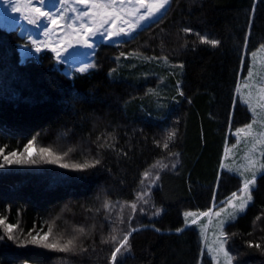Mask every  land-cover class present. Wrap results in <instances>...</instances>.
I'll use <instances>...</instances> for the list:
<instances>
[{"label":"trees","instance_id":"obj_1","mask_svg":"<svg viewBox=\"0 0 264 264\" xmlns=\"http://www.w3.org/2000/svg\"><path fill=\"white\" fill-rule=\"evenodd\" d=\"M162 17L101 46L94 69L72 78L50 53L21 61L22 38L0 27V148L33 140L64 163L100 160L85 172L41 161L0 170V217L17 226L15 240L0 226V264H113L130 231L116 264H213L185 213H206L242 187L222 166L235 132L254 120L237 89L264 48V0H170ZM224 233L233 264H264V171ZM44 234L76 237L75 250L30 242Z\"/></svg>","mask_w":264,"mask_h":264},{"label":"snow or ice","instance_id":"obj_2","mask_svg":"<svg viewBox=\"0 0 264 264\" xmlns=\"http://www.w3.org/2000/svg\"><path fill=\"white\" fill-rule=\"evenodd\" d=\"M6 5L11 6V11L13 13H20L22 18L25 19L29 24H36L38 18H46L51 26L52 31H56L59 28H63L64 31L56 42L46 41L45 46L50 48V51L55 53L57 58H59L63 52L67 51L68 48L79 45L86 49H91L93 44L90 41L99 36L108 41H112L113 38L118 37H131L133 33L139 29L143 23L150 21H158L162 19V13L166 11L170 0H61V4L64 6V14L60 18H56L53 15L44 12L39 7H33L31 0H3ZM41 4L43 0H40ZM73 5L80 6L84 10L77 11V8ZM71 11L75 13V19L71 23H67V13ZM61 20L65 23L61 24ZM189 31V30H185ZM45 37L51 35L49 30H45ZM203 43H208L207 40H202ZM37 52L41 51L40 43L32 41ZM215 46L217 41H211ZM255 56V53H253ZM90 67V66H86ZM241 67H243V60L241 61ZM85 69L81 68L79 71L83 72ZM253 72L250 69L248 72V77L251 78ZM245 87H248L245 84ZM239 91V89L237 90ZM180 95H183L181 92ZM253 97L251 94L243 99V103L248 106L252 111L253 115H256V107L253 104ZM257 103L260 107L264 108V87L260 89V94L257 99ZM255 123V121H253ZM251 127L249 124L246 129L241 128L237 130V136L240 133H244L246 136H251ZM258 143H264V140L258 141ZM168 145L165 144V147ZM98 147L103 148L105 144H99ZM72 150L69 149V152ZM255 152V146L250 150L249 154L245 157L247 163L241 166L242 170L240 175L243 178L242 187L238 192L232 193V198L239 201V204L233 203V200H228V204L233 208V215L235 212H243L248 204L252 201V189L256 184L257 172L264 171V164L257 167V161L253 158L252 153ZM67 153H65V156ZM261 156H264V152H261ZM37 157L43 163L47 164H59L62 169H69L75 172H85L86 170H91L96 168L100 164V160L97 158L92 162L85 163H64L61 162L64 157L60 155H55L49 148L40 147L35 149V143L33 140H29L26 145H24L22 152L20 151H6L4 148H0V169L8 166H22L26 164H35L37 162ZM231 171V169H229ZM245 173H251L250 176H246ZM105 207H108L105 203ZM135 210V205H133ZM208 213H203L207 215ZM219 214V213H217ZM185 215H191V213H185ZM193 224L196 223L194 219ZM0 226H4V232L8 240H15L13 235L16 225L7 223V221L0 217ZM136 229H132L135 231ZM79 232L83 233V229H79ZM157 231H159L157 229ZM51 233V229H49ZM131 235V231L124 236L122 241H119V246L115 248L112 252L111 259L113 264H116L117 254L121 253V249L125 251L128 250V236ZM225 233L222 231L221 236ZM3 239V237H0ZM76 237L67 239L66 242L56 241L53 243H48L49 234H44L42 236L38 235L31 238V243L44 248H48L58 252L69 253L75 250ZM112 239L115 241V237ZM106 242V241H102ZM225 240H221L218 247L214 250L217 255L222 254L224 257L225 264H232L233 257L225 249ZM259 247V245L257 246ZM210 251H213L210 249Z\"/></svg>","mask_w":264,"mask_h":264},{"label":"rangeland","instance_id":"obj_3","mask_svg":"<svg viewBox=\"0 0 264 264\" xmlns=\"http://www.w3.org/2000/svg\"><path fill=\"white\" fill-rule=\"evenodd\" d=\"M31 2L34 6L41 3L40 0H31ZM56 5L58 6L53 8V11L55 12L56 18L59 19L60 16L64 14L65 9L61 4V0H56ZM67 17V23H71L72 20L75 19V13L68 11ZM19 20L21 22L20 25L18 24ZM64 23L65 21L61 20V24ZM150 25L142 29H137V31L133 33L131 37H122L113 42H99L96 46L93 60L89 65L90 67L81 72L79 71V69H72L66 62L58 60L55 53L51 52L49 47L45 46L46 41H42V43L40 44L41 51L37 52L32 41L41 37V29H38V24H29L25 19L22 18L20 13H13L11 11V6L6 5L3 0H0V27L7 32H15L22 38L23 42L18 46V52L20 54L21 61H25L29 58L38 60L43 54L50 53L53 56V59L56 61L55 68H57L67 78H72L75 74H87L92 71L94 69L96 54L98 53L101 46H119L126 41L132 40L138 33L148 28ZM56 31L58 35H62L64 29L59 28ZM250 69L253 72V76L251 78L247 76V78L240 81L238 85L239 91H237V100L243 103V99L248 97L250 94L253 97L252 102L256 107V115H253V121H255V123L252 122L251 124L252 135L246 136L244 133H240V135L237 136V132H235L234 135L236 136L237 141L235 142L234 146L226 148L222 166V169L226 171H229V169H231V171L229 172H233L238 175H240V171L238 170H242L241 166L247 163L245 157L249 154L253 146H255V152L252 153V155L253 158L257 161V167L262 164L261 152H264V143H258V141L264 140V108L259 106V104L257 103V99L260 94V89L264 87V48L255 52V56H251L249 70ZM245 84H247L248 87H245ZM246 128L247 127H245L244 129ZM34 143L35 149H39L40 146L35 141ZM55 146L58 147V145ZM37 161H40L38 157ZM30 165L32 164H26L19 167L23 169L28 168ZM14 166L17 167V165ZM14 166H8L0 170L8 171L11 168H14ZM260 172H257V174H259ZM245 175L250 176L251 173H245ZM230 199L233 200V203L237 205L239 204L238 200H235L232 197ZM246 208L244 209V211L246 210ZM243 212L237 211L233 215V208L229 206L227 200L221 204L214 205L210 211L206 212L208 213L207 215L191 214L186 216L187 219H190V223L188 224V226H196L198 228L202 239L203 252L212 260L213 264H225L223 255H217L214 250L218 247L221 240H225V235L221 236V232H224L225 225L228 222L234 220L239 214H242ZM194 219L196 220L195 224L192 223ZM224 247L226 249V243L224 244ZM210 249H212L213 251H210Z\"/></svg>","mask_w":264,"mask_h":264},{"label":"bare ground","instance_id":"obj_4","mask_svg":"<svg viewBox=\"0 0 264 264\" xmlns=\"http://www.w3.org/2000/svg\"><path fill=\"white\" fill-rule=\"evenodd\" d=\"M170 4V3H169ZM58 5H56V0H43V3L41 4H37V5H33V7H39L41 8L42 11L47 12L51 15L55 16V12L53 11V8L57 7ZM74 7L77 8V11H82L84 10L82 7L80 6H76L73 5ZM169 7V5H168ZM168 7L166 9V11L168 10ZM166 11H164L162 13V16L166 13ZM156 21H150V22H145L143 23V25L139 28L142 29L152 23H155ZM20 20L18 22V24L20 25ZM37 24H38V29H41V39H36L34 41L38 42V43H42V41H52V42H56L59 38H61V35H58L57 31H52V26L50 24V22L46 19V18H38L37 19ZM49 30L51 32V35L48 37H45L44 32L45 30ZM63 29V28H62ZM122 37H118V38H113L112 41H108L102 37H95L93 38L90 43L93 44V47L91 49H86L83 48L79 45H74L70 48L67 49V51L63 52L62 55L58 58V60L64 61L68 64V66L70 65V67L72 69H87L89 66L91 61L93 60V56L94 53L96 51V46L99 42H113L116 41L118 39H120ZM50 49V48H49ZM57 58V56H56Z\"/></svg>","mask_w":264,"mask_h":264},{"label":"water","instance_id":"obj_5","mask_svg":"<svg viewBox=\"0 0 264 264\" xmlns=\"http://www.w3.org/2000/svg\"><path fill=\"white\" fill-rule=\"evenodd\" d=\"M147 27V26H146Z\"/></svg>","mask_w":264,"mask_h":264}]
</instances>
